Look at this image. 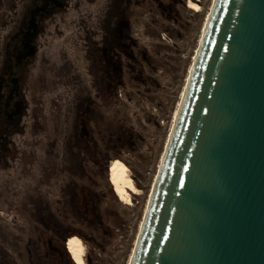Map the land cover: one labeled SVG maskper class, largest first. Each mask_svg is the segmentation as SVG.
I'll return each mask as SVG.
<instances>
[{
    "label": "rangeland",
    "instance_id": "1",
    "mask_svg": "<svg viewBox=\"0 0 264 264\" xmlns=\"http://www.w3.org/2000/svg\"><path fill=\"white\" fill-rule=\"evenodd\" d=\"M192 1L199 11L188 0H64L35 22L32 0H0V79L9 45L34 30L19 94L0 81V102L15 101L0 110V264H75L74 236L86 264L130 263L214 2ZM115 160L140 190L131 205L113 191Z\"/></svg>",
    "mask_w": 264,
    "mask_h": 264
},
{
    "label": "water",
    "instance_id": "2",
    "mask_svg": "<svg viewBox=\"0 0 264 264\" xmlns=\"http://www.w3.org/2000/svg\"><path fill=\"white\" fill-rule=\"evenodd\" d=\"M207 20L129 264H264V0Z\"/></svg>",
    "mask_w": 264,
    "mask_h": 264
},
{
    "label": "flooded vegetation",
    "instance_id": "3",
    "mask_svg": "<svg viewBox=\"0 0 264 264\" xmlns=\"http://www.w3.org/2000/svg\"><path fill=\"white\" fill-rule=\"evenodd\" d=\"M64 0H32L31 4L28 5V13L30 21H39L45 17V14L59 11L62 9ZM31 24V23H30ZM33 28H21V31L17 37L14 38L12 43L9 45L8 61L9 67L4 76L1 77L0 81L3 80L4 84L11 82V88H14L19 94L21 90V80L24 76V70L27 67L28 60L31 57V51L33 46L30 43V36L33 32ZM19 74V79L16 78V73ZM3 75V74H2ZM2 82V81H1ZM7 86V85H6ZM3 87V85L1 86ZM4 96V95H3ZM4 101L0 102V110L7 111L10 107L14 106L12 96ZM4 115L0 116V122L4 119ZM1 129H6L3 125H0Z\"/></svg>",
    "mask_w": 264,
    "mask_h": 264
},
{
    "label": "bare ground",
    "instance_id": "4",
    "mask_svg": "<svg viewBox=\"0 0 264 264\" xmlns=\"http://www.w3.org/2000/svg\"><path fill=\"white\" fill-rule=\"evenodd\" d=\"M187 7L195 11H199L201 9L200 5L195 3L192 0H188ZM207 19H208V16H207ZM207 19L205 21L204 28L208 21ZM175 112L176 114L174 117H177V111ZM108 171H109L110 182L113 185V191L115 195L117 196L118 200L123 204L131 205L132 196H133L132 194H140V190L138 189L132 176L130 175V170L128 166L121 160H115L111 162L110 165L108 166ZM155 182H156V179H155ZM155 182H154V186H155ZM84 244L85 243L82 242V240L77 236H74L66 244L67 251L75 264H86L84 260V256H85Z\"/></svg>",
    "mask_w": 264,
    "mask_h": 264
},
{
    "label": "trees",
    "instance_id": "5",
    "mask_svg": "<svg viewBox=\"0 0 264 264\" xmlns=\"http://www.w3.org/2000/svg\"><path fill=\"white\" fill-rule=\"evenodd\" d=\"M80 238H81L82 242H84V241H85V239H84V237H83V236H80Z\"/></svg>",
    "mask_w": 264,
    "mask_h": 264
}]
</instances>
